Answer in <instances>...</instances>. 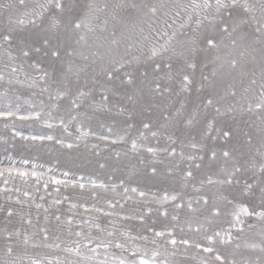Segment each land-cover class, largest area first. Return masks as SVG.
Returning a JSON list of instances; mask_svg holds the SVG:
<instances>
[{
	"label": "snow or ice",
	"instance_id": "6c2138e0",
	"mask_svg": "<svg viewBox=\"0 0 264 264\" xmlns=\"http://www.w3.org/2000/svg\"><path fill=\"white\" fill-rule=\"evenodd\" d=\"M21 74L42 98L0 104V144L99 156L95 138L138 163L117 191L5 148L0 264H264V0H0V83ZM96 113L121 127L98 134Z\"/></svg>",
	"mask_w": 264,
	"mask_h": 264
},
{
	"label": "rangeland",
	"instance_id": "374dc122",
	"mask_svg": "<svg viewBox=\"0 0 264 264\" xmlns=\"http://www.w3.org/2000/svg\"><path fill=\"white\" fill-rule=\"evenodd\" d=\"M205 71H210L206 69ZM19 83L14 82L11 86L0 83V93L5 92L6 89L7 95H0V104H6L10 100H15L16 96L21 97V102L25 99L31 100L33 102H39L42 98L39 95V88L30 87V81L26 80L24 75L21 74L19 76ZM247 117L237 116V119L234 122H230L232 127L239 128L243 126V120ZM91 126L92 130L97 132L98 134H108L106 131V127H101V125L112 126L114 131L119 130L121 127L120 118L115 116H110L105 113H96L92 116V119L86 122ZM27 134L32 129L24 128L22 129ZM74 131V130H73ZM0 134H4V130L0 127ZM59 135V130L57 131ZM135 133H133L134 135ZM66 142H71L72 137H64ZM89 143H99L100 144V155H93L92 151L85 149L83 145L78 150L68 151L65 149H61L58 145L49 144L45 148H37L33 147L29 142H24L19 139L15 141H10L9 144L3 145L0 144V160L5 159V148L8 149L9 153L12 154L17 160L22 158L30 159V163L41 164L44 167L40 169L41 171L47 172L48 168H53L54 171L51 173H47L48 175H55L60 179L67 180H76L77 182L86 183L90 180H95L97 183H105L108 185H116L117 191H122V188L119 187L121 181L123 180L127 185L130 180H133V177L130 175L132 171V166L138 163L136 157L128 156L121 157L119 160L115 158L113 147L116 149H120L122 146H109L106 147L104 142L96 141L95 138H89ZM95 151V150H94ZM97 161L105 163L106 167L100 168ZM65 170H69L71 175L68 177H64L62 172ZM83 177V179H81ZM90 186V185H89ZM132 187H140L144 190H150L152 192H159L161 189L167 186V182L163 179L156 180H148L143 177H136L134 182L131 183ZM195 196L196 194L193 193ZM85 198H87V194H84ZM100 207H103V202L100 203ZM33 215L35 216V209L32 210ZM172 209L169 207L170 214L172 213ZM92 217H96L99 214L92 213ZM79 219V218H78ZM170 219V217H169ZM152 220L156 221L157 226H160L163 223H167L168 221L160 216L158 213L152 214ZM35 222V220H34ZM99 222L104 225L106 224V218L100 217ZM17 226L19 225L18 218L14 220ZM126 228H130L133 234L137 231L141 226L136 221H126L124 222ZM119 226V225H118ZM3 227V220L0 217V228ZM11 227V226H9ZM87 227V225L85 226ZM110 227V226H109ZM260 225L257 224L256 231H258ZM94 231V230H93ZM248 242L251 243L254 240H258V237L248 234L247 235ZM256 238V239H255ZM123 239V238H121ZM244 240L241 239L240 243L243 244ZM3 247V241L0 240V248ZM36 251L48 252L50 250L47 249H38ZM241 251H248L245 249H241ZM176 264H196L195 261L191 259H185L183 255H177L175 257ZM27 264V261H25Z\"/></svg>",
	"mask_w": 264,
	"mask_h": 264
},
{
	"label": "bare ground",
	"instance_id": "6f19581e",
	"mask_svg": "<svg viewBox=\"0 0 264 264\" xmlns=\"http://www.w3.org/2000/svg\"><path fill=\"white\" fill-rule=\"evenodd\" d=\"M256 239V238H255Z\"/></svg>",
	"mask_w": 264,
	"mask_h": 264
}]
</instances>
